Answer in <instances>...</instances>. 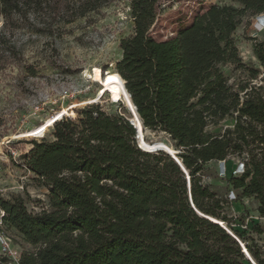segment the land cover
Instances as JSON below:
<instances>
[{
    "label": "trees",
    "instance_id": "1",
    "mask_svg": "<svg viewBox=\"0 0 264 264\" xmlns=\"http://www.w3.org/2000/svg\"><path fill=\"white\" fill-rule=\"evenodd\" d=\"M130 1L134 34L120 43L116 85L129 99L131 121L142 131L139 113L145 132L165 133L179 152L192 204L187 176L169 154L141 150L126 116L86 107L56 121L20 158L48 191L50 210L36 214L23 197H0L3 224L33 247L20 264H252L218 224L227 223L221 211L229 202L209 192L202 176L205 165L226 162L223 179L237 202L256 200L264 217V42L253 47L257 69L241 62L233 39L246 17L264 14V0L211 5L167 40L154 35L159 0ZM112 2L0 0V67L16 53L5 29L38 26L39 34L61 36ZM227 63L250 80L234 88L220 69ZM227 119L233 128L211 131ZM3 126L0 119V141ZM231 156L244 162L242 175L233 174L238 164L228 171ZM249 227L264 236V222ZM233 231L244 240L245 231ZM252 247L249 254L264 264Z\"/></svg>",
    "mask_w": 264,
    "mask_h": 264
},
{
    "label": "rangeland",
    "instance_id": "2",
    "mask_svg": "<svg viewBox=\"0 0 264 264\" xmlns=\"http://www.w3.org/2000/svg\"><path fill=\"white\" fill-rule=\"evenodd\" d=\"M130 5V0H114L99 14L66 26L61 36L55 29L46 35L39 34L38 26L29 25L4 30L16 53L8 54L0 67V119L4 120L0 141V197L3 199L23 197L28 210L36 214L50 210L48 191L20 158L33 149V142H40L44 134L45 137L51 135V126L57 119L76 117L77 111L99 104L106 114L124 115L132 120L131 110L127 108L129 99L115 81L116 63L123 57L120 43L134 34ZM211 5L232 3L230 0H159L160 17L154 29L155 37L164 40L172 36ZM257 23H260L258 17H246L233 39L241 62L258 69L252 51L257 42H264V27ZM2 27L1 23L0 30ZM220 69L234 88L250 80L249 72L238 65L227 63ZM87 71L100 76L98 83L84 77ZM228 128H233L232 119L212 126L211 131L218 133ZM139 143L148 152L158 154V150H162L177 158L165 133L142 129ZM239 162L240 159L231 156L228 171ZM219 167L216 162L205 165L203 176L207 178L209 192H214L222 201L229 195L231 185L228 179L218 175ZM223 207L221 212L227 218L228 229L245 231L243 245L253 246L263 261L264 236L259 237L249 229L250 222L257 221L259 216L257 201L246 199ZM1 235L10 239L13 250L19 254L33 250L6 224L0 225ZM251 258L255 261L253 256ZM0 264H15L9 256L3 255L1 245Z\"/></svg>",
    "mask_w": 264,
    "mask_h": 264
},
{
    "label": "built area",
    "instance_id": "3",
    "mask_svg": "<svg viewBox=\"0 0 264 264\" xmlns=\"http://www.w3.org/2000/svg\"><path fill=\"white\" fill-rule=\"evenodd\" d=\"M258 17V21H260V24H261V28L264 27V14H261ZM175 34H172V36L170 37H166L164 40H167L168 38H171L173 37ZM118 102V101H117ZM66 118V117H65ZM71 118H76V117H71ZM64 118H62L63 120ZM61 121V120H59ZM57 121V122H59ZM56 122V123H57ZM55 123V124H56ZM54 124V125H55ZM54 127V126H53ZM46 134H44L43 138L45 137ZM176 153L179 154V152L176 151ZM171 156V155H170ZM178 163V162H177ZM181 162H179L178 164H180ZM220 165L219 167V170H218V175L222 178H226L227 175H226V162H219L218 163ZM245 171V164L243 161H240L237 165V168L235 169V171L233 172L234 175H242ZM184 173L186 174L187 176V179H188V183H189V192H190V186H191V179H190V176L189 174L187 173V171H184ZM202 184L203 185H208L207 183V178L205 176H202ZM226 200L230 203H234V202H237V195L234 191H231L229 192V195L227 196ZM190 202L192 204V196H191V192H190ZM1 213V217H0V225L3 224V217L5 216V213L3 212H0ZM259 223H262L264 222V217H260L258 216V218L256 219ZM221 225V227L223 229H225V231L233 238L235 239L238 244L240 245L241 247V251L243 253V255L246 256V259H248L252 264H257L255 261L252 260V256L249 254L248 250H247V245L248 244H245L243 245V242L241 239H239L236 234L234 233L233 229L230 228V230L228 229V224L227 223H218ZM245 228H248V224L246 225ZM0 245H1V248H2V253L4 256H9L15 264H20V260H21V256L22 254H19L18 252L14 251L13 248H12V245H11V241L10 239L7 237V236H4V235H1L0 236ZM246 246V247H245ZM251 257H250V256Z\"/></svg>",
    "mask_w": 264,
    "mask_h": 264
},
{
    "label": "bare ground",
    "instance_id": "4",
    "mask_svg": "<svg viewBox=\"0 0 264 264\" xmlns=\"http://www.w3.org/2000/svg\"><path fill=\"white\" fill-rule=\"evenodd\" d=\"M258 24V26H261V24L260 23H257ZM84 77H86L87 79H90V80H93L94 82H97L98 83V81L100 80V76L97 74V75H95V76H93L92 74H91V72H89V71H87L85 74H84ZM125 88H126V86H125ZM127 108H128V110H132L131 109V104H130V102L129 101H127ZM62 118H64V117H62ZM61 118V119H62ZM61 119H57V121L58 120H61ZM56 122V121H55ZM54 122V123H55ZM140 123H141V121H140ZM135 124V123H134ZM141 127H142V125H141ZM138 128V127H137ZM139 129V128H138ZM143 129V128H142ZM139 131H140V133H141V130L139 129ZM143 131H145L144 129H143ZM140 137H141V134H140ZM140 139V138H139ZM138 145H140V143H139V141H138ZM141 146V150H144V151H146L143 147H142V145H140ZM146 152H148V151H146ZM175 158V157H174ZM176 160H178L179 162H181L179 159H177V158H175ZM182 164V163H181ZM184 167V166H183ZM184 169H185V167H184ZM186 170V169H185ZM217 223V222H216ZM219 223H222V222H219ZM250 256V255H249ZM251 257V256H250Z\"/></svg>",
    "mask_w": 264,
    "mask_h": 264
},
{
    "label": "water",
    "instance_id": "5",
    "mask_svg": "<svg viewBox=\"0 0 264 264\" xmlns=\"http://www.w3.org/2000/svg\"><path fill=\"white\" fill-rule=\"evenodd\" d=\"M125 86H126V84H125ZM129 97H130V95H129ZM134 110H135V112L137 113V109H136L135 105H134ZM137 114H138L139 119H140V121H141L142 128L144 129V126H143V123H142V119H141L139 113H137ZM130 123H132V125L134 126V128L137 130V138H136V139H137V143H138L139 138H140V134H141V133H140L139 129L137 128V126H136L132 121H130ZM144 130H145V129H144ZM139 147H140V145H139ZM158 152H163V151H162V150H158ZM165 152H166V151H165ZM167 154L171 155V157L173 158V160H175L176 162L179 163V161L176 160V159L174 158V155H172V154H170V153H168V152H167ZM175 155L177 156L178 153H175ZM179 165L182 167L183 171H186L181 163H180ZM195 210H196V209H195ZM198 213L200 214V212H197V214H198Z\"/></svg>",
    "mask_w": 264,
    "mask_h": 264
},
{
    "label": "crops",
    "instance_id": "6",
    "mask_svg": "<svg viewBox=\"0 0 264 264\" xmlns=\"http://www.w3.org/2000/svg\"><path fill=\"white\" fill-rule=\"evenodd\" d=\"M253 52V51H252ZM253 56H254V54H253ZM254 59H255V61H256V58L254 57ZM257 62V61H256Z\"/></svg>",
    "mask_w": 264,
    "mask_h": 264
}]
</instances>
